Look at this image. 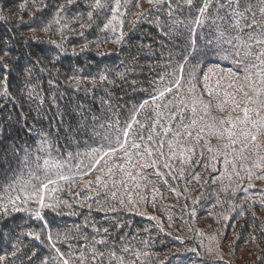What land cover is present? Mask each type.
<instances>
[{
  "label": "trees",
  "instance_id": "trees-1",
  "mask_svg": "<svg viewBox=\"0 0 264 264\" xmlns=\"http://www.w3.org/2000/svg\"><path fill=\"white\" fill-rule=\"evenodd\" d=\"M204 2L0 0V264H264V135L225 96L264 80V0Z\"/></svg>",
  "mask_w": 264,
  "mask_h": 264
},
{
  "label": "snow or ice",
  "instance_id": "snow-or-ice-1",
  "mask_svg": "<svg viewBox=\"0 0 264 264\" xmlns=\"http://www.w3.org/2000/svg\"><path fill=\"white\" fill-rule=\"evenodd\" d=\"M68 5H71L75 2V0H66ZM147 2L149 4H156L159 3V0H147ZM193 2V0H186V3L191 5ZM33 3H35V0H33ZM96 6L99 7L101 6L100 0H96ZM21 9H23L25 7V5H21L20 6ZM208 7V0H205L204 5L202 7L199 8L200 13H203L206 8ZM64 11V5L61 4L57 10V14H59V12ZM89 15H91V13H89ZM108 25H105V27H107ZM264 27V25H258L257 21L255 18H253V20L248 23V27L252 28V27ZM257 44H264V40H256ZM264 52H260L257 54L256 59H260L261 63H264ZM253 67H256V65H253ZM180 72H183V65L180 66L179 68ZM211 71V69L209 70ZM171 75V74H170ZM195 78V77H194ZM104 77H101V80H103ZM163 79V77H162ZM205 79H207V77H205ZM245 80L248 81L250 80V77L245 76ZM177 86L179 85V81H176ZM260 87H257L256 84H252L251 85V91L255 94V96H251L249 95L248 92H245L243 87L239 88L237 90L238 93H242V97H241V101H237L235 98V95L225 92V96L226 97H231V102L234 104V108L233 111H235L237 108H241V104H243L242 107V112H243V119L240 120V123L245 125L244 129L240 130V135L244 136L246 138L250 137L252 142H255L258 140V138L261 135H264V115H261V110H264V100L259 101V103L257 104V98L260 97L262 94H264V80L259 81ZM194 87V86H193ZM229 87H232V85H229ZM165 91L171 92L172 90L170 88H165ZM191 91V89H190ZM211 94V93H210ZM161 96L164 95V92L160 93ZM153 99H155V97H153ZM147 101H145L143 104L140 105L141 108L144 107V104H146ZM222 103H228V100L226 99L225 101H223ZM250 104H257V107L254 108H250L249 105ZM207 107V106H206ZM221 111H224V108L222 106V104L219 106ZM193 113H195V108H193ZM250 113H252V116L250 117ZM237 119L239 120L240 118L237 117ZM222 124L225 123L224 120L220 121ZM192 125L196 124V120H192ZM227 123L229 125H231L232 127H235V125L232 123V119L228 118ZM248 125H251V128L248 129ZM127 128L130 129L131 125H127ZM248 129V130H245ZM203 131V129L201 130ZM189 136H191V132L188 133ZM237 134L233 131H231V129L228 130V136L230 138L235 137ZM122 136L124 138L129 136V131L124 130L122 132ZM143 137H141L142 139ZM149 139H151V137H149ZM197 139L199 140V133H197ZM237 141L234 139H230V143H236ZM125 143H127L126 139L123 140L121 139V136L118 135L116 137V144H119L120 148L123 149ZM132 147L139 149L140 145L139 144H132ZM209 151H212L211 148L208 149ZM13 153L15 152V149L12 150ZM99 151L98 149H94L93 152H97ZM117 151V148L115 145L109 144L108 145V151L104 152V155H108L109 152H115ZM149 155H151V153H148ZM6 155V152H0V157H3ZM261 160H264V157H261ZM6 162V161H5ZM153 163H155V161H153ZM225 163H227V161H225ZM168 165H165V167H167ZM257 167H260L261 165L258 163L256 165ZM62 179L64 177H61ZM100 178L97 177V180H99ZM42 187H47V185H43ZM17 199H19V197H17ZM50 207V205H49ZM17 211H19V209H16ZM5 213L7 212V208L4 209ZM37 215L39 216V213H37ZM4 259V257H0V260ZM64 264H67V261H64Z\"/></svg>",
  "mask_w": 264,
  "mask_h": 264
}]
</instances>
